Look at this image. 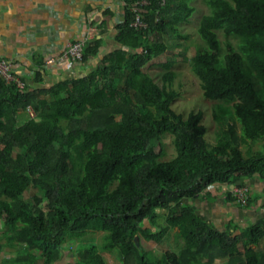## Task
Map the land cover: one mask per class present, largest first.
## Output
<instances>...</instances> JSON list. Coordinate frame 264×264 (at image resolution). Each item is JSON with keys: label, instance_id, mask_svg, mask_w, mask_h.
I'll return each instance as SVG.
<instances>
[{"label": "trees", "instance_id": "trees-1", "mask_svg": "<svg viewBox=\"0 0 264 264\" xmlns=\"http://www.w3.org/2000/svg\"><path fill=\"white\" fill-rule=\"evenodd\" d=\"M124 1L121 47L86 76L24 89L0 76V248L15 250L4 263L56 264L66 251L67 264H108L103 252L117 248L123 264H264V218L220 230L184 203L214 185L264 180V146L242 150L264 140V0H206L198 34L208 47L191 64L203 95L217 100L214 140L202 110L185 117L172 107L180 96L172 63L161 83L145 70L168 49L164 36L188 38L180 24L195 12L191 0H146L138 9L147 29L131 26L140 0ZM219 31L234 42L223 47ZM100 45L92 41L84 60ZM27 106L36 117L21 120ZM167 136L175 152L165 159ZM30 188L42 195L28 196ZM224 200L253 201L236 202L232 190ZM174 228L178 250L157 255L135 242L159 243ZM90 232H103L102 242L83 246Z\"/></svg>", "mask_w": 264, "mask_h": 264}, {"label": "crops", "instance_id": "crops-1", "mask_svg": "<svg viewBox=\"0 0 264 264\" xmlns=\"http://www.w3.org/2000/svg\"><path fill=\"white\" fill-rule=\"evenodd\" d=\"M125 10L124 0H0V57L10 60L16 73L32 88L84 77L106 55L121 47L116 37L118 27L125 20ZM88 35H92L91 42L101 40L98 53L81 61L61 57L71 42ZM38 70L41 79L34 74ZM20 116L25 118V112ZM239 181L250 186L252 193L254 190L260 193V197H252L250 206L224 200L231 185H214L205 189L202 198H191L195 201L192 207L220 230L230 221L245 228L258 218H264V189L261 190L264 180L254 176ZM1 230L0 222V234ZM176 232L178 229L174 228L166 237L172 235L176 239ZM177 245V248L168 249L178 250L179 241ZM67 253L65 251V257L56 264L72 260ZM12 256H15L14 249L0 248V264H5V259ZM218 262L220 258L213 264Z\"/></svg>", "mask_w": 264, "mask_h": 264}, {"label": "rangeland", "instance_id": "rangeland-1", "mask_svg": "<svg viewBox=\"0 0 264 264\" xmlns=\"http://www.w3.org/2000/svg\"><path fill=\"white\" fill-rule=\"evenodd\" d=\"M191 4L195 7L194 14L189 18L187 22L180 24V31L182 34L187 35L188 38H166L164 39L168 42V49L161 53L159 56L154 58L150 63L145 65V70L151 73L156 82L161 83L160 76L161 73L164 71L163 64L166 62L172 63L169 69H173L177 76L174 81V87L177 88L180 92V96L176 98V100L172 103V107L177 111L183 114V116H187L191 110H202L204 112V119L203 124L207 127L209 131V135L211 139L214 137V133L216 130V125L214 123V119L212 116V109L214 106V101L206 98L203 95L201 81L194 73L192 64H191V57L192 54L204 45V41L199 37L198 28L199 22L203 15L209 14L211 12L210 8L206 4V0H191ZM219 39L222 42V46L224 47V43L231 39V37H225L222 35V31L218 32ZM188 47V48H186ZM208 45L205 42L203 49L207 48ZM27 117V114H25ZM25 117V118H26ZM20 117L21 120L25 119ZM209 135H207V139H209ZM164 148H165V159L169 158L175 150L172 145V139L170 137H165L163 140ZM264 146V140L261 141H250L245 144V147H242L244 153L246 154L249 150L251 151H259ZM156 150H158V146H156ZM262 188L261 190H263ZM34 194L42 195V192L38 191L37 189L30 188L27 190V195L32 197ZM264 194V191L262 192ZM252 197L258 198L260 197V193L256 190L253 191ZM259 200V199H258ZM256 200V202L258 201ZM46 204V199L43 200L42 205ZM186 205L193 206L195 201L193 199H186ZM231 215V213H229ZM240 228L242 230L247 229ZM103 232H95L89 233L88 237L85 239V244L83 246H88L89 244L96 243L100 244L103 239ZM141 242L146 246L148 249L154 250L155 253L158 255L161 251L168 249V248H177V240L174 236L170 235L168 237H164L159 243L154 241H149L147 239H141ZM69 245L77 246L79 241L76 239L71 240ZM69 245H67L69 247ZM104 256L107 259L108 264H123L122 258L118 249H114L112 251H105L103 252ZM218 264H225L224 259L220 258V262Z\"/></svg>", "mask_w": 264, "mask_h": 264}, {"label": "built area", "instance_id": "built-area-1", "mask_svg": "<svg viewBox=\"0 0 264 264\" xmlns=\"http://www.w3.org/2000/svg\"><path fill=\"white\" fill-rule=\"evenodd\" d=\"M148 4L149 2L146 0H140L132 4V8L135 13V18L132 22V26L136 29H146L148 27V24L143 16V10L141 8L138 9L139 5L145 6ZM91 36L88 35L85 38L77 39L76 41L71 42L62 53L61 57L68 58L72 61L83 60L86 49L91 43ZM49 61L52 62L53 60L50 59ZM0 74L7 82H14L20 89H24L26 87L25 81L14 72L12 62L6 58H0ZM27 112L31 116L35 115V112L32 111V109L29 107L27 108ZM232 194L235 201L240 204L248 203V200L250 198L248 187H235L232 190Z\"/></svg>", "mask_w": 264, "mask_h": 264}, {"label": "clouds", "instance_id": "clouds-1", "mask_svg": "<svg viewBox=\"0 0 264 264\" xmlns=\"http://www.w3.org/2000/svg\"><path fill=\"white\" fill-rule=\"evenodd\" d=\"M131 26H132V24H131ZM135 28V27H134ZM148 28V27H147ZM146 28V29H147ZM86 53V52H85ZM0 58H4V57H0ZM12 66H13V64H12ZM13 70H14V68H13ZM15 72V71H14ZM16 73V72H15ZM17 74V73H16ZM17 75H19V74H17ZM0 76H1V74H0ZM20 76V75H19ZM21 77V76H20ZM26 83V82H25ZM27 85V84H26ZM31 108L30 106H27V108ZM27 108H26V110L25 111H23V112H25V114H27V116L28 117H32V118H35L36 117V113H35V115L34 116H31V115H29L28 114V112H27ZM32 109V108H31ZM32 111H34V109H32ZM35 112V111H34ZM21 114V113H20ZM24 115V114H23ZM26 117V116H25ZM240 187H248L249 188V192H250V198L252 197V190H251V187L250 186H248L247 184H241L240 185ZM234 189V187L232 186V188H231V190H233ZM250 198H249V200H250ZM248 200V201H249ZM247 204V203H246ZM178 229V228H177ZM179 231V230H178ZM136 237H138V236H136ZM136 237H135V242H136ZM138 239H139V243H140V245H138V246H140L141 247V239L138 237ZM153 241V240H152ZM68 244V243H67ZM137 244V243H136ZM143 244V243H142ZM144 245V244H143ZM73 246V245H72ZM67 248H68V246H66ZM144 247L146 248V246L144 245ZM154 251V250H153ZM162 252V251H161ZM155 253V252H154ZM157 254V253H156ZM158 255V254H157Z\"/></svg>", "mask_w": 264, "mask_h": 264}, {"label": "water", "instance_id": "water-1", "mask_svg": "<svg viewBox=\"0 0 264 264\" xmlns=\"http://www.w3.org/2000/svg\"><path fill=\"white\" fill-rule=\"evenodd\" d=\"M136 243L137 245H140L138 237H136Z\"/></svg>", "mask_w": 264, "mask_h": 264}]
</instances>
